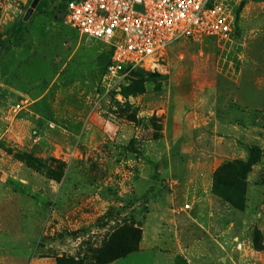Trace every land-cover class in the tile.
Segmentation results:
<instances>
[{
	"label": "rangeland",
	"instance_id": "1",
	"mask_svg": "<svg viewBox=\"0 0 264 264\" xmlns=\"http://www.w3.org/2000/svg\"><path fill=\"white\" fill-rule=\"evenodd\" d=\"M31 2L0 0V37ZM61 2L0 55V264H264V0L114 77Z\"/></svg>",
	"mask_w": 264,
	"mask_h": 264
},
{
	"label": "built area",
	"instance_id": "2",
	"mask_svg": "<svg viewBox=\"0 0 264 264\" xmlns=\"http://www.w3.org/2000/svg\"><path fill=\"white\" fill-rule=\"evenodd\" d=\"M236 12L230 0H66L63 10L81 39L108 49L112 77L159 60L181 39H230Z\"/></svg>",
	"mask_w": 264,
	"mask_h": 264
},
{
	"label": "trees",
	"instance_id": "3",
	"mask_svg": "<svg viewBox=\"0 0 264 264\" xmlns=\"http://www.w3.org/2000/svg\"><path fill=\"white\" fill-rule=\"evenodd\" d=\"M65 1L66 0H62L61 4L59 5V7L62 10H64L65 8ZM47 5H48V0H39L36 6V11L37 12L44 11ZM238 18H239V10H237L236 12V19L238 20ZM25 23L26 20L24 18L19 19L15 27L11 31H8L5 34V37L3 36L0 37V42H1L0 55L12 47H19L21 45L25 37V33L27 32V27L25 26ZM98 62L100 65H103L104 67L107 65V63L109 62L108 49L103 50V53H101L98 58ZM257 159H258L257 152H254V150H252L250 153L248 164L251 165ZM119 240L120 238L119 239L116 238L108 243L103 253L104 256L102 259L99 260V262L106 263L108 261L115 260L134 249L133 246L132 247L130 246L129 240H124V242L123 240L122 241ZM119 248H122L121 251L117 250Z\"/></svg>",
	"mask_w": 264,
	"mask_h": 264
},
{
	"label": "water",
	"instance_id": "4",
	"mask_svg": "<svg viewBox=\"0 0 264 264\" xmlns=\"http://www.w3.org/2000/svg\"><path fill=\"white\" fill-rule=\"evenodd\" d=\"M39 0H32L30 7L27 9V12L24 16V19L26 20L31 13L33 12V10L36 8L37 4H38Z\"/></svg>",
	"mask_w": 264,
	"mask_h": 264
}]
</instances>
